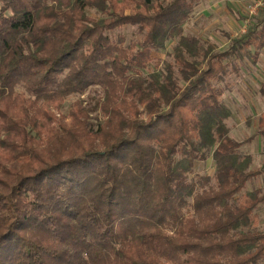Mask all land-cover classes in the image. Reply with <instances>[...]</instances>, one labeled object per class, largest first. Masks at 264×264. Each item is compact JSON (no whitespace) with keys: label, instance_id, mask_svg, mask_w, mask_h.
Returning <instances> with one entry per match:
<instances>
[{"label":"trees","instance_id":"1","mask_svg":"<svg viewBox=\"0 0 264 264\" xmlns=\"http://www.w3.org/2000/svg\"><path fill=\"white\" fill-rule=\"evenodd\" d=\"M200 1L0 0V264L264 263V161L221 85L257 62L264 8L217 50L185 33Z\"/></svg>","mask_w":264,"mask_h":264},{"label":"rangeland","instance_id":"2","mask_svg":"<svg viewBox=\"0 0 264 264\" xmlns=\"http://www.w3.org/2000/svg\"><path fill=\"white\" fill-rule=\"evenodd\" d=\"M256 2L257 0H201L185 23V33L200 37L217 50H225L230 43L229 36H241L257 18L263 16L264 7L256 6ZM136 31L135 27H126L123 30L128 40L141 38ZM176 43L175 38L168 40L166 47L154 50L153 55L164 61ZM251 49L254 51V46H251ZM239 65V73H230L221 82V85L226 87L223 99L232 109L228 120L230 136L243 142L241 153L252 156V167L257 168L264 161V137L258 133V120L264 112V98L260 94L261 84L264 82V47L260 50L257 62L246 58L240 60ZM88 92L84 96H87ZM74 99H67L64 112L70 109ZM214 172L215 161L212 155L206 161L197 162L195 166V173L198 175L213 176ZM256 188L264 190V173L249 181L245 191ZM256 212L257 222L252 228L264 231V203Z\"/></svg>","mask_w":264,"mask_h":264},{"label":"built area","instance_id":"3","mask_svg":"<svg viewBox=\"0 0 264 264\" xmlns=\"http://www.w3.org/2000/svg\"><path fill=\"white\" fill-rule=\"evenodd\" d=\"M256 6L264 7V0H257Z\"/></svg>","mask_w":264,"mask_h":264},{"label":"crops","instance_id":"4","mask_svg":"<svg viewBox=\"0 0 264 264\" xmlns=\"http://www.w3.org/2000/svg\"><path fill=\"white\" fill-rule=\"evenodd\" d=\"M261 89V88H260ZM261 94V93H260ZM262 96V95H261ZM263 97V96H262ZM264 98V97H263ZM262 113H264V112H262ZM261 113V114H262ZM261 114H260V116H261ZM259 119H260V117H259ZM258 128H259V120H258ZM260 135V134H259Z\"/></svg>","mask_w":264,"mask_h":264}]
</instances>
